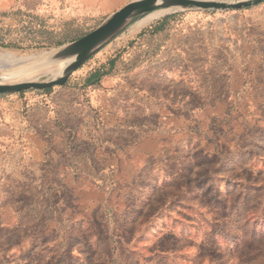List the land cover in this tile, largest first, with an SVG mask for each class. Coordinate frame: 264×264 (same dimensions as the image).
<instances>
[{
    "label": "rangeland",
    "instance_id": "1",
    "mask_svg": "<svg viewBox=\"0 0 264 264\" xmlns=\"http://www.w3.org/2000/svg\"><path fill=\"white\" fill-rule=\"evenodd\" d=\"M130 1L0 0V59L27 61L57 50ZM176 14L211 18L199 26L200 31L219 33L214 52L219 67L208 72L211 78L205 72L195 75L205 83L215 81L217 73L219 84L228 81L234 92L227 99L220 93L218 103L196 104L198 109L186 117L156 103L140 120L159 133L160 149L151 155L152 145H146L147 157L131 148L136 142L129 133L131 124L117 136L123 145L111 148L100 143V134L82 131L72 141L73 157L81 159L86 152L89 161L97 162L99 145L102 159L111 164L103 171L105 177L91 184L90 200L96 207L85 215L88 224L82 231L50 227L51 220L59 222L53 216L58 208L66 209L55 195L18 177L4 182V176L38 171L28 161L18 164L2 145L0 132V264H264V2L237 11H155L132 20L120 34L129 37L138 25ZM115 39L75 73V84L92 71L108 73ZM130 73L115 65L109 75L129 80ZM60 90L0 95L8 100L50 97ZM37 151L32 158L37 159ZM65 201L76 210L73 193ZM27 223L36 229H26Z\"/></svg>",
    "mask_w": 264,
    "mask_h": 264
},
{
    "label": "crops",
    "instance_id": "2",
    "mask_svg": "<svg viewBox=\"0 0 264 264\" xmlns=\"http://www.w3.org/2000/svg\"><path fill=\"white\" fill-rule=\"evenodd\" d=\"M208 19L211 18L176 14L153 25H138L129 37L118 35L116 54L107 62L108 73L95 81L93 75L97 71H92L79 84H75L74 76L61 87L58 95L12 97L9 100L0 95L2 145L18 158L19 165L28 161L30 167L38 171L28 176L19 174L2 178L4 182H16L15 177H18L19 182L35 183L41 191L55 195L60 200L59 206L65 202L66 209L58 208L53 215L59 222L51 220V228L58 231L85 229L88 224L85 215H90L92 207H96L90 200L91 184L105 177L103 171L111 165L102 159L99 145L94 156L97 162L89 161L90 154L86 152L81 159L73 157L72 141L82 131H87V135L100 134V143L111 148L117 147L118 143L123 145L117 136L123 135L125 124H131L129 133L136 136L131 148L146 156L144 151L150 144L153 155V151L160 149L159 133L150 132V126L148 128V124L145 126L140 120L146 113L148 116L154 111L156 103H164L169 110L179 112L178 117H186V112L198 109L196 104L218 103L220 93L227 99L234 92L233 87L227 85L228 81L219 84L217 73L215 81L211 79L205 83L199 81L198 74L195 75L196 71L205 72L211 78L213 76L208 72L219 67L218 58H214L219 33L213 29L200 31L199 24ZM175 23L178 25L174 26ZM144 28L147 29L141 30ZM126 44L129 47H125ZM119 49L121 51L117 52ZM115 65L130 70V79L111 78L109 72ZM128 119L134 121L128 123ZM35 151L39 152L37 159L32 158ZM47 186H50L48 191ZM71 193L76 200V210L68 208L65 201ZM85 196L87 201H84ZM25 227L36 229L30 223ZM27 245H31V240L26 241Z\"/></svg>",
    "mask_w": 264,
    "mask_h": 264
},
{
    "label": "water",
    "instance_id": "3",
    "mask_svg": "<svg viewBox=\"0 0 264 264\" xmlns=\"http://www.w3.org/2000/svg\"><path fill=\"white\" fill-rule=\"evenodd\" d=\"M262 2L264 0H131L108 16L90 33L53 50L55 52L38 60L39 66L70 61L59 77L11 85L0 84V94L66 86L90 58L116 38L132 20L143 15L160 10L171 12L237 11L259 5Z\"/></svg>",
    "mask_w": 264,
    "mask_h": 264
},
{
    "label": "bare ground",
    "instance_id": "4",
    "mask_svg": "<svg viewBox=\"0 0 264 264\" xmlns=\"http://www.w3.org/2000/svg\"><path fill=\"white\" fill-rule=\"evenodd\" d=\"M168 11V10H160ZM55 51H51L38 57L36 59L24 60L20 58L8 56L0 59V84L11 85L22 82H33L40 77H47L49 79L59 77L64 68L70 63L66 61L63 63L51 64L46 66H39V59L45 55H49Z\"/></svg>",
    "mask_w": 264,
    "mask_h": 264
},
{
    "label": "trees",
    "instance_id": "5",
    "mask_svg": "<svg viewBox=\"0 0 264 264\" xmlns=\"http://www.w3.org/2000/svg\"><path fill=\"white\" fill-rule=\"evenodd\" d=\"M101 75H103V74H99L98 72H96V73L93 75V77L95 78V81H96V80H99V78L101 77ZM46 90H49V89H46Z\"/></svg>",
    "mask_w": 264,
    "mask_h": 264
}]
</instances>
